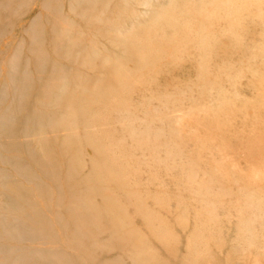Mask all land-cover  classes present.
Wrapping results in <instances>:
<instances>
[{
  "label": "rangeland",
  "instance_id": "rangeland-1",
  "mask_svg": "<svg viewBox=\"0 0 264 264\" xmlns=\"http://www.w3.org/2000/svg\"><path fill=\"white\" fill-rule=\"evenodd\" d=\"M59 1L96 49L46 59L68 98L71 74L95 89L0 160V264H264V0H105L98 19ZM40 2L15 29L26 47Z\"/></svg>",
  "mask_w": 264,
  "mask_h": 264
},
{
  "label": "bare ground",
  "instance_id": "bare-ground-1",
  "mask_svg": "<svg viewBox=\"0 0 264 264\" xmlns=\"http://www.w3.org/2000/svg\"><path fill=\"white\" fill-rule=\"evenodd\" d=\"M72 1L73 5L71 6L73 12L77 14H79V12H82L81 14L90 12L91 17L96 19H98L97 17L100 16L105 6V0ZM34 2L35 0L0 1V43L2 42L4 46H12V53L9 54L8 60L4 58L3 61H0V79L5 81L0 87V92L3 91L5 85L8 83L12 85V91H14V96H12L11 99L6 98L0 101V140H5L6 142L1 146L2 149L5 148L3 151H1L0 147V160H3L5 163H14L16 161L18 146L28 143V138L35 134L40 136V143L43 142L46 145L48 143V140H45L47 139V130L52 129V127L55 129L58 128L59 125H61L60 121L63 122L67 114L70 115V118L74 116L77 120L82 118L85 115L86 109L85 102H82L81 98L84 96L86 97V95L89 97L88 92H92L95 89V85L92 83L88 84L86 80L81 78L78 74H71L69 79L73 82H77L78 86H75L73 92L71 91V96L69 97L71 100L68 101L69 98L67 95L69 92L66 93V88L64 87L61 91L62 84H65V78L63 77L64 72L61 71L62 66L51 62L50 59H46L47 56L49 58L53 53L60 54L66 47H68V49L62 51L64 53L63 55L70 54L75 48H78L79 53L88 52V50L91 48L93 49V47L96 49L94 43L93 47L90 46L91 43L86 39L87 34L78 30L73 21L66 14H62L61 2L59 0H41L40 3L42 7L49 13L47 19L43 17L40 14L42 12H40L33 19L26 21L24 26H21V28L23 27V32L26 33L30 39L28 47L24 46L26 43L25 40L14 38L15 29L21 25L20 21L23 20V17L30 11V6ZM98 5L99 8L97 9L96 6ZM45 19L47 23H50L49 26L54 30L53 32H56L57 36H60L52 49H47L43 46L45 38L49 35V30L47 28L48 24L45 25ZM107 24L110 26L111 32H116L118 30L117 24L110 21L107 22ZM128 32H130V30ZM7 50L9 51V49ZM26 51L27 53L25 55H27V60L28 57L35 58L37 60V65H35V67L40 70L43 69V72L47 69V63L51 66L50 68H52V71L49 73L48 77L42 74L36 77L32 69L20 67L21 61L19 56H22ZM4 70L12 74L1 78V72ZM36 83H39L40 87L34 89V84ZM81 84L85 85V91L79 86ZM59 85L60 88H58ZM59 106L61 108H59ZM66 145L62 147V150L63 153L66 152L69 154L70 147ZM6 150L8 154H6ZM70 159L75 158L71 155ZM16 226L18 227V225Z\"/></svg>",
  "mask_w": 264,
  "mask_h": 264
}]
</instances>
